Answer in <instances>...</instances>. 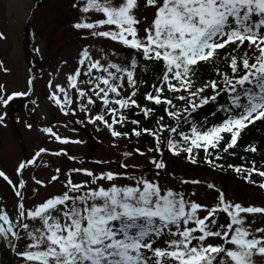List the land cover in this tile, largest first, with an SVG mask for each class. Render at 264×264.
<instances>
[{"label":"snow or ice","instance_id":"6c2138e0","mask_svg":"<svg viewBox=\"0 0 264 264\" xmlns=\"http://www.w3.org/2000/svg\"><path fill=\"white\" fill-rule=\"evenodd\" d=\"M146 6H151L154 12L141 37L138 34L141 21L135 15L137 0H122L119 6H111L109 0L84 3L83 13L94 11L103 18L78 21L74 28L119 42L130 51L131 57L126 65L107 57L101 63L84 47L78 66L67 76L68 86L77 93L80 109L87 112L88 105L99 100L106 107L90 116V121L102 122L113 138L128 137V131H118L114 125L127 122L124 109L139 107L133 97L138 84L144 81H137L135 70L139 67L138 58H143L153 66L161 65L158 80L144 94V100L162 106L175 124L163 123L161 116L156 120V130L137 127L132 134L139 137L143 132L155 137V151L161 152L159 133L167 130L166 149L174 155L187 153L192 163H196L195 152L200 149L205 153L210 148L227 151L236 145L238 134L247 124L264 119V0H146ZM103 25L115 26L116 30L97 31L96 26ZM4 38L0 33V39ZM245 43L247 50L237 55ZM229 45L234 46L231 53L225 52L221 58L218 50ZM221 59L230 73L221 72L217 66L214 70L218 79H209L196 87L193 77L198 64L215 66ZM81 74L88 79H78ZM125 78L131 89L128 96L119 92ZM28 84H32L31 77ZM89 88L95 91L89 92ZM54 89L49 99L59 106L61 113L68 112L73 99L67 89L59 84ZM165 89L170 95H165ZM206 89H211L212 94L203 95ZM30 91L31 87L9 94L0 85V106H8L15 97L27 96ZM181 91L186 95H180ZM221 93L225 94L224 102L219 100ZM174 100L184 102V107ZM210 102L217 107L209 115L214 117L221 112L224 114L221 121L207 125V117L204 124L190 119L192 113ZM142 111L146 116L152 115L155 107L145 106ZM106 114H111V121ZM6 115L0 113V124ZM131 123L138 125L139 121ZM181 124L187 125L188 130H181ZM43 132L56 141L68 142V138L57 135L51 127L43 128ZM224 134H229L230 140L222 145ZM251 150L255 152L256 148ZM64 151L61 148L55 154ZM135 151L140 152L139 148ZM44 152V147L39 148L31 158L19 162L15 172L22 175ZM150 162L155 169L166 167L154 156ZM127 167L120 164L121 169ZM235 170L257 171L264 178V171L255 167L237 166ZM69 173H84L89 179L73 182L70 174L66 175L61 193L26 208L22 191L25 180L21 178L18 184L14 183L0 170V178L11 186L17 198L11 214L7 207L0 206V237L10 244L15 241L13 246L20 239L25 240L17 253L21 264H253L254 254H264V228L256 227L253 231L245 221L248 214H264V207L227 201L222 192L214 205H204L186 199L183 192L162 189L158 182L127 171H100L97 175L95 170L72 168ZM60 175L61 170L57 169L51 181H57ZM118 178H126L128 183L118 185L115 182ZM102 181L108 182V186ZM35 183L40 185L42 181ZM259 188L264 189V182ZM201 212L205 214L201 216ZM221 214L226 216L225 222H220ZM158 239H163L164 246H156ZM213 239L220 242H210Z\"/></svg>","mask_w":264,"mask_h":264},{"label":"rangeland","instance_id":"374dc122","mask_svg":"<svg viewBox=\"0 0 264 264\" xmlns=\"http://www.w3.org/2000/svg\"><path fill=\"white\" fill-rule=\"evenodd\" d=\"M121 2L122 0H109L111 6H119ZM137 2L139 7L135 15L141 20L138 34L143 37L144 28L153 18L154 9L146 6V0H137ZM84 3L86 0H0V33L5 37L0 39V85H3L4 91L9 94L13 91H27L31 87L27 96L20 97L18 101H11L8 106H0V113H7L3 123L0 124V170L4 171L14 183L18 184L21 178L25 180L22 191L26 208L43 202L53 194L61 193L64 190L63 181L66 175L70 174L73 182L89 179L84 173H69V169L72 168L95 170L97 175L100 171L109 170L143 175L158 182L162 189L171 188L183 192L186 199L189 198L187 192H194L197 198L191 193L190 199L208 206L211 205L214 193L217 191V193L222 192L227 201L238 202L242 206L264 207V194L258 193V189L252 186L245 185L240 178L200 170L190 162L177 157L163 160L166 165L164 169H155L150 162L153 156L143 144L127 143L122 139L113 138L102 123L90 121L89 117L96 114L90 115L91 109L87 112L80 109L79 101L76 99L77 93L74 88L68 86L67 76L78 66L79 53L85 46L91 57L101 63L105 62L106 57L113 62L116 60L114 53L125 47L117 41H109L110 38L98 39L99 36L91 34L87 37L91 39L90 41L84 44H82L84 41L80 42V38L85 35L81 33L90 30L74 28L73 24L80 21V19L76 21V17L86 22L103 18L94 11L83 13L81 8ZM33 5L35 10H33L32 25L36 31L37 41L35 67L30 66L29 52L23 49L22 42V28L27 23V15L32 12ZM96 28L97 31L116 30L115 26L108 25L96 26ZM78 32L81 34L80 38L77 36ZM36 72L38 76H34ZM30 77L31 86L28 84ZM86 79L88 77L84 76L83 80ZM56 84L67 89L73 99L66 113H61L59 106L49 99ZM95 101L97 106H103L99 100ZM84 103L87 105V100ZM45 127H51L57 135L68 138V142L50 138V134L43 132ZM41 147H44L46 152L37 157L33 165L27 166L22 175H18L15 169L19 162L31 158ZM61 148L65 150L64 153L56 155L55 153ZM137 148L140 152L135 151ZM124 152H131L132 155L124 156ZM96 161L107 163L98 164L95 163ZM121 163L127 164V169H121ZM57 169L61 170L62 175L57 181H51V176L56 174ZM36 180L42 183L37 185ZM193 180L197 183H191ZM115 182L118 185L128 183L126 178H118ZM101 183L108 186L106 181ZM209 185L212 187L209 188ZM10 189L11 186L0 178L2 196L0 204L7 207L11 214L12 205L17 202V198ZM249 215L245 216L246 225L253 231L256 227L264 228V214ZM4 244L3 242L2 245ZM24 244L25 240L20 239L14 254L22 250ZM156 246H164L163 239H158ZM1 249L0 246V264H4L2 257L6 262L8 250L1 253ZM256 258L262 260L257 259L254 263L252 258L253 264H264V254H257ZM14 264H21L20 258L15 260Z\"/></svg>","mask_w":264,"mask_h":264},{"label":"trees","instance_id":"16d2710c","mask_svg":"<svg viewBox=\"0 0 264 264\" xmlns=\"http://www.w3.org/2000/svg\"><path fill=\"white\" fill-rule=\"evenodd\" d=\"M30 27V21L27 24L25 29V49L30 53L34 52L35 41L34 37H32L31 33L28 31ZM233 45L225 46L224 49L218 50L219 55L222 58L225 52L231 53ZM245 50H247V44L242 45L241 48L236 53L237 55H243ZM249 54H251L250 50ZM131 57V53L129 55V59ZM32 58V55H31ZM139 67L135 70V78L137 81L143 80V84H138L136 94L133 97L137 101V105L139 107L133 106L131 109H124L123 113L127 117V122L123 125H114V127L118 131H128L129 138L133 139H143L144 142L148 141V137L150 136L148 133H143L141 136L137 137L132 134L133 128L143 129L145 127L156 130L157 124L156 120L164 116L163 123L168 124L169 126H174L175 122L167 117L166 113L163 111L162 106H156L153 102H148L144 100V94L151 90V86L155 84L158 80L159 73L161 72V65L156 64L153 66L150 62L144 61L143 58H138ZM219 67L221 72H229L230 69L227 67L226 62L222 59L217 62V65H210L204 62L198 64L196 68V74L193 79L196 82V87L202 86L209 79H218L217 74L214 70L215 67ZM208 89L205 90V92ZM95 91V90H94ZM119 92L122 96H125L123 89H119ZM205 92L203 95H206ZM180 95H186L183 91L179 93ZM165 95H170L167 93L165 89ZM208 95V94H207ZM179 107H184V102L175 101ZM147 107H155V112L152 115H145L142 109ZM118 107V106H117ZM141 110L143 116L139 119L136 118L137 111ZM118 116V114H117ZM106 118L111 121L113 118L111 114H106ZM193 117L190 116V119ZM132 121H139L138 125H134L131 123ZM181 130L187 131L188 126L181 124ZM166 131V130H165ZM178 139V137H176ZM228 140H230L229 134H224V140L221 142L223 145ZM255 147L256 151L253 152L251 149ZM218 153V155H217ZM187 153L179 155L182 158H187ZM195 159L198 167L209 168L213 171H218L221 173H227L228 171L234 172L240 175H247L248 180H252V177L258 176L257 171H253L250 173H237L236 167L242 166L243 168H252L255 167L259 171H264V119H258L257 121L252 122L251 124H247L244 129L240 131L237 138V143L234 146L229 147L227 151H223L221 148L218 149H209L208 153H205L203 149H200L195 152ZM191 161V160H190ZM211 161V162H210ZM231 165L232 167H229Z\"/></svg>","mask_w":264,"mask_h":264}]
</instances>
